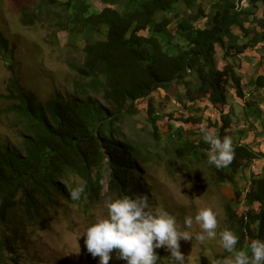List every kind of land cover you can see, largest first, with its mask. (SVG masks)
Returning <instances> with one entry per match:
<instances>
[{
    "label": "trees",
    "instance_id": "16d2710c",
    "mask_svg": "<svg viewBox=\"0 0 264 264\" xmlns=\"http://www.w3.org/2000/svg\"><path fill=\"white\" fill-rule=\"evenodd\" d=\"M97 1L102 9L96 8L92 0H34L33 17L28 7L21 5L23 25L38 23V15L62 8L54 18L56 27L68 32L73 44L83 45V57L80 62L68 64L75 73L71 93L59 92L47 103L38 102L24 89L14 64L9 63L12 76L4 97V115L19 123L22 139L19 148L0 141V263L6 251L18 262L14 245L18 233L2 228L17 211L21 226L26 228L42 224L46 220L44 212L59 207L62 200L73 202L64 185L71 173L83 181L79 203L86 197L91 202L100 199L105 173L110 177V192L119 197L147 193L139 178L145 172L137 159L139 150L114 138L120 122L138 115L139 101L149 103L147 120L159 138V114L151 100L159 90L171 93L178 88L173 93L181 108L178 121L187 122L193 118H186L184 112L195 107L204 111L200 105L206 101L213 109L227 107L229 89L241 99L246 96L240 60L264 44V17L258 15L264 9V0H214L209 10L204 2L211 0ZM244 1L249 3L248 8H243ZM202 20L205 26L197 24ZM249 22L257 27L246 28ZM250 35L249 41L240 42ZM175 39L179 42L174 43ZM218 47L227 63L222 69L216 61ZM251 84L263 89L264 76ZM182 86L185 96L180 91ZM256 107L248 102L245 117L237 115L249 129L237 130L231 137L232 162L220 169L211 165L217 182L233 185L237 204L244 198L243 214L230 205L226 209L230 227L239 237L237 248L244 249L252 240L264 239V168L260 174L247 173L264 154L242 141L253 131L249 121L258 118ZM231 112L233 109L221 113L213 124L221 138L232 131L235 123L239 124ZM175 149L177 157L191 155L204 161L209 146L200 141L190 150ZM240 172L251 183L246 192L240 191L236 181ZM228 259L222 257L221 261Z\"/></svg>",
    "mask_w": 264,
    "mask_h": 264
},
{
    "label": "rangeland",
    "instance_id": "374dc122",
    "mask_svg": "<svg viewBox=\"0 0 264 264\" xmlns=\"http://www.w3.org/2000/svg\"><path fill=\"white\" fill-rule=\"evenodd\" d=\"M213 2L214 0L209 3L204 2L205 8L209 10ZM93 4L96 8H103L99 2L93 1ZM21 5L28 7L27 12L33 17L31 12L36 9L34 0H0V141L10 142L11 146L16 148L20 147L22 139L19 123L14 117L4 115V109L7 108L4 97L8 94V82L12 76V69L8 68L9 63L14 64L13 70L18 73L24 89L33 94L38 102L47 103L59 92L67 95L66 92L72 91L75 73L70 70L68 64L80 62L83 57V45L80 42L73 44L69 40L68 32L59 31L56 27L54 18H57L58 12L62 13V8H53L49 14L44 12L38 15V23L23 25ZM242 6L248 8L249 3L244 1ZM263 10L258 11L259 16L263 15ZM197 24L205 26L206 22L202 20ZM254 27H257L255 23L249 25V29ZM251 37L250 35L249 39L242 38L240 42L245 43ZM178 42V39L174 40V43ZM244 57L239 70L244 82L242 87L246 95L244 99L239 98L234 90L229 89L227 107L213 109V106L206 101L200 105L204 111L195 107L186 113L185 116L189 114L188 117L191 116L193 120L178 121L181 117L175 116L181 108L173 97V93L178 92V88L174 87L171 93L161 90L152 98L159 113V138L155 137V129L149 124L144 108L139 110L137 116L125 119L118 125L119 132L116 138L139 148L143 157L146 158L143 166L145 180L148 179L147 189L151 193L150 206L154 209L160 207L175 216L182 229L185 217H193L192 227L186 230L194 235L201 231L194 220L198 209L211 207L217 212L216 231L219 233L224 229L233 231L229 224L227 206L237 207L240 213L242 207L237 204L233 185L220 184L213 178L211 165L207 159L198 161L190 155H185L183 158L177 157L175 148L190 150L196 143L203 141L200 131L202 128H210L219 135V131L213 124L221 113H227L231 109L233 112L230 114L240 124L235 123L227 136L235 137V131L240 129V126L243 128V122L237 115L245 117L244 106L248 102H254L255 98L261 99V96L264 101V93H259L262 89L259 90L258 86L253 87L250 82L255 81L256 77L259 78L261 73L264 76V66H262L264 45L257 47L254 51L250 50ZM249 58L257 61L262 69L257 71L259 67L251 65L247 61ZM12 60L13 62H10ZM216 61L219 69L227 65L224 52L220 47L217 48ZM180 91L185 96L184 86L180 87ZM254 93L257 95L254 96ZM250 94H253L252 98ZM263 101L261 103L264 105ZM207 104L209 109H205ZM170 124L178 126L175 131L181 128L182 135L171 134ZM244 130H246L245 127ZM258 163H253V171L259 168ZM64 181L69 188L82 185L74 175L67 176ZM236 181L240 191L247 188L249 181L244 177L243 172H240ZM103 183L105 186L103 196L96 205H81L77 201L60 202L59 207L44 212L46 220L42 224H33L25 228L21 226V218L16 212L12 220L2 229L14 235L18 233L14 243L18 262L12 259L14 255L6 251L4 261L0 264H94L95 259L99 257H93L87 251L83 234L97 218L107 214L106 202L113 199V194L108 193V174L104 175ZM180 250L185 256V264H229L233 258L231 254L226 262L221 261L227 251L220 245L219 235L203 243L195 239L181 240ZM166 253L170 254L168 250ZM109 264H126V262L118 259L115 252L112 253ZM160 264L171 263L163 261Z\"/></svg>",
    "mask_w": 264,
    "mask_h": 264
},
{
    "label": "clouds",
    "instance_id": "9594fccd",
    "mask_svg": "<svg viewBox=\"0 0 264 264\" xmlns=\"http://www.w3.org/2000/svg\"><path fill=\"white\" fill-rule=\"evenodd\" d=\"M152 101L154 103V100ZM148 105L149 103L147 101L141 100L138 103V110L144 108V111L147 113ZM184 115H186V112H184ZM188 116H186V118H189ZM177 127V125L174 126V124H170L171 134H177L178 131L181 130L180 133L182 135L181 128H178L175 131ZM240 129H243V132H247V130H244V124L243 128L240 126ZM200 131L203 142L209 146L207 162L210 165H214L217 169L227 167L234 157L232 138L227 135L221 138L210 128H202ZM118 132L119 129H117V133ZM114 138L118 141L127 142L117 139L116 135H114ZM129 144L134 147L131 143ZM137 149L140 152V156L137 157V159L139 158L142 163L141 165L145 170L143 162L146 161V158L143 157L141 150L139 148ZM254 150L260 152L257 147H255ZM261 153L264 154V152ZM254 162H259L257 165L260 166L256 171H253L252 164L250 170L247 172L249 176L252 173L260 174L263 171L264 158L257 159ZM105 174H103V176ZM69 175L76 176L73 173ZM145 176V172H142L139 178L143 179L147 193L140 194L132 192L129 195L122 197L117 196L116 193L110 192L109 177L108 193L113 194V199H109L106 202L105 206L107 214L103 217L97 218L94 223L87 227L83 234L85 237L84 244L87 251L91 253L93 257H99L95 259L96 262L99 264H109V260L112 258V253L117 252V258L122 259L126 264H160L163 261H169L171 264H185V256L180 250L181 240L188 241L195 239L203 243L206 240L214 239L219 235L220 245L227 251V254L224 255L225 259L233 254V258L229 261V264H264V239L252 240L247 246V249L237 248L239 237L234 231L231 229H224L217 233L218 214L213 208L203 207L198 209L194 220L195 223L199 225L201 231L195 233V235L191 231L186 230L192 227L193 217H185L184 228L182 229L177 223L175 216L160 207L154 209L149 204L151 193L150 190L147 189L148 179L145 180ZM76 177L81 181V186L69 188L64 181V185L68 189L70 198L73 202L80 200L81 194L84 191L82 179L78 176ZM103 179L101 181L103 190L98 201L91 202L90 199L86 197L83 198V201L80 203L77 202L81 205L86 204L90 206L96 205L100 202L105 189ZM250 185L251 183L248 182L247 188L242 192L249 190ZM61 202L71 203L64 200ZM243 203L244 198H240L238 204L242 207ZM234 208L239 214L244 213L243 207L241 213L238 211L237 207ZM256 209V212L259 213L258 206ZM17 213L21 216L19 211H17ZM15 214L16 212L14 213V216ZM167 250L170 254H165Z\"/></svg>",
    "mask_w": 264,
    "mask_h": 264
},
{
    "label": "crops",
    "instance_id": "0c3cea01",
    "mask_svg": "<svg viewBox=\"0 0 264 264\" xmlns=\"http://www.w3.org/2000/svg\"><path fill=\"white\" fill-rule=\"evenodd\" d=\"M94 2H98L97 0H93ZM92 1V2H93ZM263 13V17H264V12H262ZM251 24H253L252 22L250 23H246L245 24V27L246 28H248L249 29V25H251ZM247 25V26H246ZM259 30V29H258ZM264 44H260L259 46H257V47H262ZM256 47V48H257ZM250 52V51H249ZM248 52V53H249ZM244 59H245V57H242L241 58V60H240V64H242V62L241 61H244ZM247 61H249L250 63H251V65L253 64V65H257L258 67L260 66L258 63H257V61H254L252 58H249V59H247ZM262 66H264V62H263V65ZM254 67V66H253ZM257 67V68H258ZM260 69H262V68H258L257 69V71L259 70L260 71ZM260 76H263V74L261 73V75ZM258 78L256 77V79H255V81H250V82H256V80H257ZM253 80V79H252ZM254 87V86H253ZM252 87V88H253ZM255 87H257V86H255ZM264 88L259 92V93H264ZM263 91V92H262ZM257 95V93L255 94L254 93V96H256ZM252 96H253V94H250V97L252 98ZM254 102H253V104L254 105H256L257 107H256V110H257V113L256 114H261L260 116L259 115H255L256 116V120H254V119H250V121H249V126L251 127V128H253V131L252 132H249L248 133V137L246 138L247 139V141H244L243 140V143H245V144H250V145H252L253 147H257L259 150H262V152H264V105L261 103L263 100H262V96H261V99L260 98H255L254 100H253ZM264 102V101H263ZM246 106V105H245ZM244 112H245V115L247 114V112L245 111V108H244ZM244 127L246 128V130L248 131V127L247 126H245L244 125Z\"/></svg>",
    "mask_w": 264,
    "mask_h": 264
}]
</instances>
